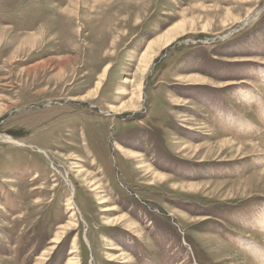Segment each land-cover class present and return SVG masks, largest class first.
<instances>
[{
    "label": "rangeland",
    "instance_id": "1",
    "mask_svg": "<svg viewBox=\"0 0 264 264\" xmlns=\"http://www.w3.org/2000/svg\"><path fill=\"white\" fill-rule=\"evenodd\" d=\"M263 115L264 0H0V264H264Z\"/></svg>",
    "mask_w": 264,
    "mask_h": 264
},
{
    "label": "bare ground",
    "instance_id": "2",
    "mask_svg": "<svg viewBox=\"0 0 264 264\" xmlns=\"http://www.w3.org/2000/svg\"><path fill=\"white\" fill-rule=\"evenodd\" d=\"M247 20H250V18L249 19H246L244 22L246 23V21ZM255 20V19H254ZM244 24V23H243ZM181 31H183V25H178V26H176L175 28H173L172 29V31H170L169 33H167L164 37H159L158 39H156L154 42H152V43H150L149 45H148V47H147V51H146V54L143 56L144 58L141 60L143 63H145V62H147V61H149V60H151L152 59V57H154V55H155V48H160L161 46H162V48L163 47H166V46H169L172 42H173V40H175V38H174V36H176L177 34H179ZM145 67V66H144ZM135 97V96H134ZM139 97V99H140V95L138 96ZM249 98H250V96H249ZM135 101L136 100H134L133 101V98L132 99H130L129 100V102H128V107H130V108H134L135 107V105H136V103H135ZM264 116V115H263ZM5 140H7V141H11L12 142V140L9 138V137H6L5 138ZM16 143L18 144V142L16 141ZM20 144V143H19ZM69 207H70V209L71 210H73V204H72V202H71V199H69ZM102 203H104V201H102ZM113 209L112 208H110V209H106L105 211H112ZM263 219V218H262ZM121 220H126V218H123V217H121L120 218V221ZM262 225L264 226V220H262ZM57 240H58V238H57ZM56 240V241H57ZM248 246V248L250 249V245H247ZM247 248V249H248ZM250 253H253V254H256L255 252L256 251H252L251 249H250V251H249ZM264 254V253H263ZM258 258H260V256H258ZM262 258L263 257H261V261H262ZM263 263H264V258H263ZM68 264H72V263H70V262H68Z\"/></svg>",
    "mask_w": 264,
    "mask_h": 264
}]
</instances>
